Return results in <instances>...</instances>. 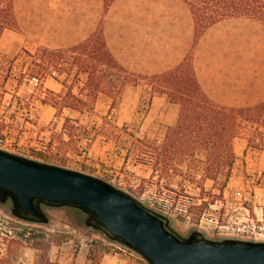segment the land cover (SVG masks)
<instances>
[{
  "label": "rangeland",
  "instance_id": "rangeland-1",
  "mask_svg": "<svg viewBox=\"0 0 264 264\" xmlns=\"http://www.w3.org/2000/svg\"><path fill=\"white\" fill-rule=\"evenodd\" d=\"M86 10L89 11L84 0H14L17 28L3 32L0 56L15 55L22 49L51 47L55 41L43 40L60 38V33ZM245 22L244 27L264 40L263 25L252 19ZM258 39L250 33L243 41L236 39L235 47L247 56V73L263 82L264 44ZM218 48L221 50L219 45ZM231 55L234 58V48ZM15 70L18 71L17 66ZM146 82L140 78L137 83L123 87L117 106L110 112L117 128L104 130L101 126L109 108L106 96L98 97L92 111L65 108L56 115L53 107L30 96L37 95L34 82L17 85L10 78L4 83L3 92L0 91V149L98 177L144 207L166 216L170 227L181 236L200 231L211 240L264 242V146H250L243 136L235 138V161L225 185H222L223 175H218L215 181L202 176L197 159H203L204 154L199 150L195 160L172 162L181 171L160 175L149 158L140 156V148L146 147L124 131L136 138L146 137L161 143L167 127L176 121L178 105L160 95H154L149 102ZM43 86L55 92L61 89L52 79H46ZM255 86L259 88L261 84L256 82ZM65 117L76 127L65 129ZM8 205L1 206L7 214ZM44 210L48 224L16 220L27 224L35 236L46 234L50 241L48 257L57 264H147L133 250L109 240L100 231L89 229L79 210L69 207ZM4 227L12 235L20 230L0 222V230ZM0 253H4L2 247ZM38 253L25 245L11 256L14 264H34Z\"/></svg>",
  "mask_w": 264,
  "mask_h": 264
},
{
  "label": "trees",
  "instance_id": "trees-1",
  "mask_svg": "<svg viewBox=\"0 0 264 264\" xmlns=\"http://www.w3.org/2000/svg\"><path fill=\"white\" fill-rule=\"evenodd\" d=\"M114 0H103L104 12ZM189 10L193 23L192 47L184 59L175 67L156 74L139 75L122 66L107 47L103 21L86 39L68 46L51 48L39 46L35 50L0 56V88L13 78L17 85L35 83L41 103L48 104L60 115L63 109L78 112L92 111L100 95L109 99L108 114L103 118L102 129L115 130L110 112L117 106L123 87L146 80L149 102L154 95L164 96L178 105V114L173 125L166 129L163 142L156 143L148 138H136L125 133L132 140L146 148L142 157L152 161V167L161 174L169 175L181 171L177 164L194 159L202 151V176L216 180L223 175V184L231 176L235 161L233 140L245 137L250 146H264V99L254 105L230 107L221 105L208 97L201 89L192 65L193 46L197 39L212 25L227 18H248L264 25V0H182ZM17 28L14 0H0V38L6 29ZM16 66L18 71L15 70ZM46 79H52L61 86L55 92L45 88ZM38 92H41L38 93ZM64 128H75L69 117L64 118ZM189 168V164L186 163ZM0 222L19 228L14 235L10 229L0 230V264H14L11 254L25 245L39 251L34 264H57L48 257L50 241L45 233L33 235L28 225L9 216L0 206Z\"/></svg>",
  "mask_w": 264,
  "mask_h": 264
},
{
  "label": "water",
  "instance_id": "water-1",
  "mask_svg": "<svg viewBox=\"0 0 264 264\" xmlns=\"http://www.w3.org/2000/svg\"><path fill=\"white\" fill-rule=\"evenodd\" d=\"M7 204L13 218L40 225L49 222L45 207L79 210L89 229L147 264H264L262 241L181 236L166 216L98 177L0 149V206Z\"/></svg>",
  "mask_w": 264,
  "mask_h": 264
},
{
  "label": "crops",
  "instance_id": "crops-1",
  "mask_svg": "<svg viewBox=\"0 0 264 264\" xmlns=\"http://www.w3.org/2000/svg\"><path fill=\"white\" fill-rule=\"evenodd\" d=\"M84 2L89 11L80 14L70 28L60 33V38L43 41H55L51 47L74 45L94 32L102 20L112 55L122 66L140 74H156L175 67L192 47V18L182 0H114L105 12L102 0ZM247 19L221 20L193 46L196 79L204 93L221 105L250 106L264 99V81L247 73V56L235 47L236 39L243 41L250 33L264 44L260 34L244 27ZM256 82L261 87L255 86Z\"/></svg>",
  "mask_w": 264,
  "mask_h": 264
}]
</instances>
